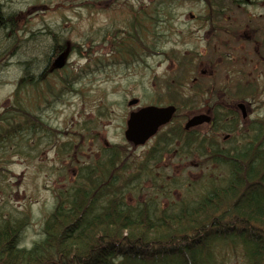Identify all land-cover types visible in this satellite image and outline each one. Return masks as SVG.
<instances>
[{"label": "rangeland", "instance_id": "1", "mask_svg": "<svg viewBox=\"0 0 264 264\" xmlns=\"http://www.w3.org/2000/svg\"><path fill=\"white\" fill-rule=\"evenodd\" d=\"M251 1L244 6L225 0V11L210 18L205 0H0L5 11L23 8L19 24L34 30L51 26L72 46L61 64L67 65L63 76H47L31 96L32 88L16 95L23 63L37 58L38 42L48 50L52 34L45 30L19 43L15 56L2 53L0 38V220L26 219L22 246L31 248L43 239L59 201L86 184L82 177L98 172L95 164L114 149L121 154L107 178L122 186L131 205L157 202L159 209L175 213L183 202H197L225 186L226 165L199 155L182 134L173 140L168 134L191 117L221 107L225 131L213 134V144L229 151L244 147L251 127L264 124V39L257 30L264 0ZM145 11L146 18H134ZM29 34L27 27L22 37ZM127 40L133 48L124 44ZM20 96L39 126L7 137L1 118L11 115L4 112ZM135 98L138 106L129 107ZM172 102L179 105L177 116L157 138L138 147L127 142L131 111ZM204 143L208 149L209 140ZM226 258L227 264H244L231 249Z\"/></svg>", "mask_w": 264, "mask_h": 264}, {"label": "trees", "instance_id": "2", "mask_svg": "<svg viewBox=\"0 0 264 264\" xmlns=\"http://www.w3.org/2000/svg\"><path fill=\"white\" fill-rule=\"evenodd\" d=\"M205 1L211 9L210 18L225 11V0ZM239 1L244 6L253 4L251 0ZM258 21L262 40L264 15L258 16ZM15 23L13 16L0 15L4 41L9 39V30L14 32ZM53 31L50 34L54 44L47 50L44 42H38L37 58L23 63L24 78L16 95L32 88L31 96L36 83L46 80L55 59L65 50L61 44L65 38ZM219 31L222 39L225 23ZM17 41L21 43L15 37L3 47L5 44L19 47ZM5 51L15 52L16 48ZM43 52L53 55L47 68L43 66ZM36 71L37 81L33 78ZM20 98L5 110L4 114L11 112V115L1 118L7 137L39 126L25 97ZM43 98L46 102L45 94ZM262 123L251 127L244 137L248 140L244 147L214 152L224 156L220 162L227 166L228 181L225 186L210 190L194 205L183 202L177 214L159 209L157 202L138 200L131 205L122 186L113 187L112 180L108 187L98 188L95 180L100 177L90 172L82 177L86 178V184H78L72 194L60 200L46 220L43 239L31 248L21 245V233L26 225L24 217L0 220V264H227L228 249L234 251V257L241 256L244 264H264ZM21 124L24 127H19ZM120 154V150L112 151L114 158ZM104 161L100 160L103 180L108 174V163Z\"/></svg>", "mask_w": 264, "mask_h": 264}, {"label": "water", "instance_id": "3", "mask_svg": "<svg viewBox=\"0 0 264 264\" xmlns=\"http://www.w3.org/2000/svg\"><path fill=\"white\" fill-rule=\"evenodd\" d=\"M62 59L64 58H60L57 61V64L60 66H62ZM137 103L138 100L133 99L129 102V105ZM241 107L244 108L243 105H241ZM175 112L176 108L174 106H149L132 112L127 122V130L125 132L126 139L135 146L144 145L163 125L170 122ZM205 121H209L208 116L198 115L190 119L186 127L197 126Z\"/></svg>", "mask_w": 264, "mask_h": 264}, {"label": "flooded vegetation", "instance_id": "4", "mask_svg": "<svg viewBox=\"0 0 264 264\" xmlns=\"http://www.w3.org/2000/svg\"><path fill=\"white\" fill-rule=\"evenodd\" d=\"M27 3H28V1H27ZM5 12H6V11H5ZM22 12H23V8H21V9H12V10L7 11L6 13H9V15L14 14V15L18 16V15L22 14ZM0 15H2V16L5 18V16H4L3 13H2V8H1V6H0ZM45 44H46V42H45ZM42 57H43V60H44L46 63H50V61H52V57H53V55H49V53H48V54L45 53V54H42ZM48 59H49V60H48ZM213 108H214V107H213ZM213 108H210V109L208 110V112H206V113H209V114L211 115L210 117L212 118V122H210L209 124H207V126H206L205 129H204V131H203V129H202V125H201V126H198V127H195V128H192V129H190V130H188V131H185L186 134L189 132V133H194V134L196 135V133H197V135L202 136L204 139H206V140H210V141H209V142H210V147L208 148V151H209V152H211L210 149H212V146H213L212 141L215 140V139H214L215 137H213L212 140L209 139V138H211V137H209L210 134H211V136H213V134L215 133V135H217V136L219 137L221 134L223 135V133H224V131H225L224 128L218 129L216 132L214 131V126H215L217 123H224V122H225V114L223 113L222 116L219 117V116H217V114H216V112H215V108H214V109H213ZM209 129H210V130H209ZM224 140H225V134H224ZM194 141L196 142L195 139H194ZM194 151H196V149H194ZM209 154H210V153H207L206 156H208L209 158H211L212 155H209Z\"/></svg>", "mask_w": 264, "mask_h": 264}]
</instances>
